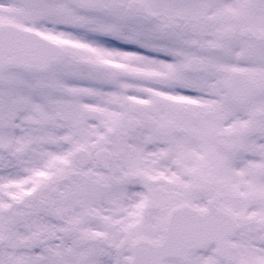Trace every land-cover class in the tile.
<instances>
[{"label": "snow or ice", "instance_id": "obj_1", "mask_svg": "<svg viewBox=\"0 0 264 264\" xmlns=\"http://www.w3.org/2000/svg\"><path fill=\"white\" fill-rule=\"evenodd\" d=\"M0 264H264V0H0Z\"/></svg>", "mask_w": 264, "mask_h": 264}]
</instances>
